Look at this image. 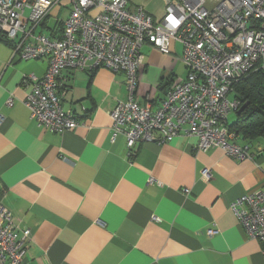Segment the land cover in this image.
I'll return each mask as SVG.
<instances>
[{"label":"crops","instance_id":"0c3cea01","mask_svg":"<svg viewBox=\"0 0 264 264\" xmlns=\"http://www.w3.org/2000/svg\"><path fill=\"white\" fill-rule=\"evenodd\" d=\"M126 2L155 20L164 16L163 0ZM140 51L134 99L156 110L187 75L182 48L171 42L169 55L148 44ZM47 65L12 56L0 41V206L20 232L30 231L22 264H264V243L248 237L229 207L263 187L264 137L236 135L232 143L248 154L241 160L199 151L185 136L136 143L130 154L111 126V112L127 99L125 76L104 68L61 73V107L79 125L52 132L24 105L26 77L41 78Z\"/></svg>","mask_w":264,"mask_h":264},{"label":"built area","instance_id":"2783aa9c","mask_svg":"<svg viewBox=\"0 0 264 264\" xmlns=\"http://www.w3.org/2000/svg\"><path fill=\"white\" fill-rule=\"evenodd\" d=\"M126 1L0 0V38L8 42L12 56L48 64L41 78L25 79L31 85L24 99L29 117L52 132L75 129L78 121L61 107V73L104 68L125 76L127 99L111 112V126L114 135L125 137L130 154L136 143L162 145L185 136L197 140L199 151L220 149L235 159L248 157L246 149L232 143L236 135L226 120L238 107L229 99L235 83L264 71V0H163L160 20L142 7L130 10ZM50 17L55 20L51 26ZM171 42L181 45L187 75L151 110L148 100L134 99L143 65L140 50L148 44L169 55ZM5 105L11 107L13 97ZM208 170H202L206 181L211 178ZM229 207L248 237L264 243V185ZM17 227L11 212L0 206V264L24 261L30 231Z\"/></svg>","mask_w":264,"mask_h":264},{"label":"trees","instance_id":"16d2710c","mask_svg":"<svg viewBox=\"0 0 264 264\" xmlns=\"http://www.w3.org/2000/svg\"><path fill=\"white\" fill-rule=\"evenodd\" d=\"M0 41L8 44L2 38ZM233 98L238 107L235 120L227 124L229 131L248 140L264 137V71L250 73L235 83Z\"/></svg>","mask_w":264,"mask_h":264},{"label":"rangeland","instance_id":"374dc122","mask_svg":"<svg viewBox=\"0 0 264 264\" xmlns=\"http://www.w3.org/2000/svg\"><path fill=\"white\" fill-rule=\"evenodd\" d=\"M64 13H65V10L64 9H61V11L59 12V14H58V18L60 19V20H62L63 18H65V15H64ZM50 19L51 20H49L48 21V24L51 26V25H53L54 24V18H52V17H50ZM233 97V94L231 93L230 95H229V99H231ZM233 120H235V113L234 112H230L229 113V115H228V122L229 123H232L233 122Z\"/></svg>","mask_w":264,"mask_h":264}]
</instances>
